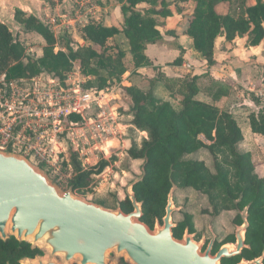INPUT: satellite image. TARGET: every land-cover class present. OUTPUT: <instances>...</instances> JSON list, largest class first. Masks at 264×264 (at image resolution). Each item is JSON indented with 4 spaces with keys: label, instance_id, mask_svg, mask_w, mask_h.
Listing matches in <instances>:
<instances>
[{
    "label": "trees",
    "instance_id": "trees-1",
    "mask_svg": "<svg viewBox=\"0 0 264 264\" xmlns=\"http://www.w3.org/2000/svg\"><path fill=\"white\" fill-rule=\"evenodd\" d=\"M120 2L123 24L106 26L91 21L79 26L77 35L83 45L74 38L72 30H63L58 39L49 24L18 9L15 20L24 26L23 32L39 35L45 46L40 57H33L27 45L0 23V76L6 74L10 79L47 74L61 79L79 68L83 76L93 80L88 87L100 91L120 83L129 71L151 67L146 50L163 40L161 28L165 27L163 20L172 16L170 4L167 0ZM179 2L194 5L185 34L209 66L215 64L218 38L224 37L229 43L247 38L250 47L264 41V0ZM142 4L147 8L140 10ZM182 64L183 57H179L172 65ZM200 79L187 75L183 79L165 80L174 99L180 97L179 109L154 96L155 83L164 81L160 74L151 81L150 88H121L122 95L131 102L133 116L128 132L132 145L127 154L134 161H143L145 170L143 181L133 189L142 203L141 221L151 230L157 221L163 224L168 195L175 185L181 195L201 197L207 203L203 213L210 218L233 212L236 215L232 223L242 225V213L246 212L249 223L246 241L251 248L241 257L252 260L264 252V177L257 174L252 154L238 151L244 136L236 119L217 106L229 92L217 83L202 87ZM254 102L259 104L258 99L254 98ZM249 120L253 133L264 136V108L258 114L252 113ZM140 132L147 137L139 138ZM70 155L73 176L67 183L68 189L85 194L94 176L103 173L110 164L102 161L96 167L84 169L79 157L72 151ZM99 204L105 206V202ZM119 204L126 214L134 210L127 196ZM183 217L173 230L176 239H181L186 229L190 233L195 231V216L183 213ZM233 241V236L226 240ZM43 255L40 248L13 236L6 241L0 239V264H20L23 259ZM241 257L225 260L224 264H236Z\"/></svg>",
    "mask_w": 264,
    "mask_h": 264
},
{
    "label": "water",
    "instance_id": "water-1",
    "mask_svg": "<svg viewBox=\"0 0 264 264\" xmlns=\"http://www.w3.org/2000/svg\"><path fill=\"white\" fill-rule=\"evenodd\" d=\"M11 1H17L20 10L40 16L33 0H0V23L15 37L14 27L24 30V26L10 14ZM144 177L142 167V175L125 189L134 209L126 214L120 204L115 210L108 209L77 197L72 189L63 192L27 158L0 151V239L13 236L47 251V258L23 259L20 264H109L110 253L125 256L132 264H221L246 248V212L242 213L243 224L236 229V247L225 245L215 256L211 255L214 240L202 253L203 243H197L188 230L183 239H176L175 185L168 195L163 224L157 221L151 230L141 221L142 203L133 190ZM263 261L264 252L260 258L239 264Z\"/></svg>",
    "mask_w": 264,
    "mask_h": 264
},
{
    "label": "built area",
    "instance_id": "built-area-1",
    "mask_svg": "<svg viewBox=\"0 0 264 264\" xmlns=\"http://www.w3.org/2000/svg\"><path fill=\"white\" fill-rule=\"evenodd\" d=\"M79 3L74 18L64 23L63 29L95 20V2ZM184 67L192 69L190 64ZM92 81L79 68L61 79L47 74L10 79L1 75L0 151L28 160L31 157L35 166L53 174L59 173L63 165L71 175L70 151L87 169L96 159L95 152L107 157L110 149H119L127 129L120 121L116 105L122 83L99 91L88 87ZM254 93L264 107V83ZM113 140L118 142L117 146L109 145ZM66 179L57 177L56 182L66 183Z\"/></svg>",
    "mask_w": 264,
    "mask_h": 264
},
{
    "label": "crops",
    "instance_id": "crops-1",
    "mask_svg": "<svg viewBox=\"0 0 264 264\" xmlns=\"http://www.w3.org/2000/svg\"><path fill=\"white\" fill-rule=\"evenodd\" d=\"M61 2L60 4L65 5L63 7L64 10H68L71 6H74L77 10L81 4L79 2L76 4V0H63ZM167 2L171 3V0H167ZM96 6L97 10L94 15L96 22H102L106 26H117L109 22L111 13L113 12L115 19L119 21V26L123 24L120 5L116 6L112 3L105 6V4L96 2ZM185 7H189V4ZM170 8L172 16L163 20L165 24L164 28H166V32L174 31L176 34L166 35L163 32V28H161L163 40L155 45H149L146 50V55L153 65L127 72L121 81L122 87L138 86L144 89L150 88L147 84H151V81L160 74L164 81H157L155 83L153 87L154 95L158 97L159 94H162L158 99L171 102L174 105L172 100H177L179 104L180 97H175L174 99L170 90L166 87L165 80L183 79L187 75H191L201 77L200 82L202 84L200 85L202 87L203 85L210 86L214 83L223 86L229 93L217 103V106L221 110L230 112L236 119L244 136V140L238 145V148L242 153L252 154L256 167L261 166L260 172L262 175L257 174L264 177V136L253 133L251 125H249L248 132L245 131L247 129V122L250 123L249 116L252 113L258 114L264 108L260 99L254 93L264 83V77L261 75L264 71V41L259 46L250 47L248 46L247 38H236L231 43L227 42L224 37L218 38L215 44V64L209 66L208 62L193 48L192 39L185 34L188 28L187 20L192 16L194 8L191 10L181 9L180 12H177L174 10L177 9L174 3L170 5ZM45 10H48V7ZM62 17L64 19L68 18L65 13H62ZM72 29L75 32L74 38L83 45L84 42L77 35L78 27H73ZM110 43L113 44L114 41L112 40ZM179 57H183V64L181 66L172 65ZM187 64L192 66L190 71L184 67ZM121 88V96L116 101V105L119 107L120 121L127 128L123 144H120V148H125L122 151L124 153L132 145L128 132L131 128L133 116L128 114L126 109L121 110V101L127 99L122 95ZM247 91L251 94L254 93L253 100L254 98L259 100V104L255 102L258 106L257 110L255 112L250 111L249 114L243 113L245 109L242 108L243 105H249L252 101L251 95L249 98L248 95H245ZM127 101L131 105L129 99ZM143 137L146 138L147 134L140 132L139 138ZM112 144L117 146L118 142L113 140L109 145ZM257 168L256 172H258Z\"/></svg>",
    "mask_w": 264,
    "mask_h": 264
},
{
    "label": "rangeland",
    "instance_id": "rangeland-1",
    "mask_svg": "<svg viewBox=\"0 0 264 264\" xmlns=\"http://www.w3.org/2000/svg\"><path fill=\"white\" fill-rule=\"evenodd\" d=\"M34 4L38 10L39 18L44 22L50 25L52 30L54 31L55 35L58 37H61L62 31L65 30L62 28V26L67 24L68 19L73 18L75 15L76 9L74 6L70 7L68 10H64V6L61 1L63 0H33ZM80 0H76L79 2ZM59 2V3H57ZM93 2L102 3L106 5H111L112 3L116 6H121L120 0H93ZM112 2V3H111ZM175 4L177 9H174L178 12V10H191L194 8L193 4H189V7H185L188 4L180 5L179 0H171V4ZM144 6V7H141ZM48 7V10H45ZM140 10H143L147 8L146 4L140 5ZM18 9H22L20 4L17 1H11L9 3V10L10 14L15 19V13ZM23 10V9H22ZM225 9L222 8L221 12H223ZM25 12L32 14L29 10L24 9ZM62 13H65L68 18L64 19L62 17ZM188 16V15H187ZM186 19V16H185ZM190 19V18H189ZM95 21V20H94ZM188 24H189V20ZM109 22H112V24L119 26V21L115 19L113 12L111 13V17ZM63 29V30H62ZM67 29V28H66ZM67 30H73L71 28ZM163 32L166 33V28L163 26ZM74 36L75 32L73 30ZM14 35L15 38L23 42L27 45L28 52L33 57H39L42 55L43 47L45 46L44 40L37 34H26L23 32L21 28L14 27ZM57 51L59 48L56 49ZM187 74V73H186ZM262 77H264V71L261 73ZM95 82V80H94ZM150 87V84L148 85ZM254 94V93H253ZM253 94L250 92H246V96L248 95V98L251 95V104L249 105H243L242 108L245 109L243 113H250V111L257 110V105L255 104L253 100ZM162 94H159V96ZM156 98H158L156 95H154ZM125 98V97H124ZM174 102V106L179 109L180 105L178 104L177 100H172ZM121 110H127L128 114H131V105H129L127 99L121 101ZM244 118V116H243ZM250 123L247 122V129L245 131L248 132ZM122 148L119 149H110L107 157L104 156L103 153H100L99 151L95 152L96 159L92 162L93 165L88 167H96L99 164H101L102 161H106L108 158V162L110 164L109 169H105L103 173L100 175L94 176V180L91 183V186L85 191V194L81 193H74L77 197H80L84 199L85 201L96 203L100 205V202H105V206L108 209H117L119 203L126 198V192L125 189L128 186L129 183L134 181L137 177L142 175V167H143V161H134L129 158L127 152H122ZM238 151L240 149L238 148ZM242 153V152H241ZM106 158V159H104ZM69 161L71 160V155H68ZM30 160L32 158L30 157ZM33 162V161H32ZM35 165V164H34ZM260 167L258 166V174L262 175L260 172ZM87 168V169H88ZM42 169V168H41ZM49 178L58 186V188L65 192L68 189L67 181L73 176V173L71 172V175L68 174V169L62 165V168L59 173L53 174L50 172H47V170H44ZM63 178L66 179V183H58L56 182V178ZM178 191V188L175 191L174 194V202L175 207L178 209L177 212L173 216V220L175 223L180 222L183 220V213H190L194 217V222H197V225H199V229L203 230V232H207V235L210 236L211 232H209L208 227L211 226V224L216 225L217 227L214 228L217 232L220 230L221 235H225L227 232H232V220L235 217V213L233 212H224L222 213V216L219 218H209V215L204 214L203 211L205 210V207L207 206V203L197 195H188L183 194ZM221 228H224V231L221 230ZM200 235H198V238ZM223 237V236H222ZM48 254L47 251L44 252L43 258H47ZM124 260V263L127 262L130 263L125 256H117L115 253L109 254V264H118L120 261ZM77 264V263H76Z\"/></svg>",
    "mask_w": 264,
    "mask_h": 264
},
{
    "label": "flooded vegetation",
    "instance_id": "flooded-vegetation-1",
    "mask_svg": "<svg viewBox=\"0 0 264 264\" xmlns=\"http://www.w3.org/2000/svg\"><path fill=\"white\" fill-rule=\"evenodd\" d=\"M174 216V215H173ZM178 223L177 222V226H178ZM232 232H227L225 235H221V231L219 230L218 232L214 229L216 228L217 226L216 225H213L211 224V226L208 227L209 229V232H211L210 236L207 235V232H203V230L199 229V225H197V222H195V231L193 233H190L189 231V234L190 235H193L194 237V240L197 242V243H203L202 244V247H201V252L202 253H205L206 250L209 248L210 244L212 243V240H214V243H213V246H212V250H211V255L212 256H215L218 251L225 245H232L234 248L236 247V229L237 227L241 226V225H237L236 223H232ZM188 229H186L183 233V236L181 239H183L184 235H185V232L187 231ZM222 231H224V228L222 229ZM198 235H200V237L198 238ZM223 236V237H222ZM233 236L234 237V241L233 242H226L227 238ZM179 239V240H181ZM245 245H246V248L242 250V253L239 255V256H235V257H241L243 255V252L245 250H249L251 248V246L247 243V241H245ZM262 256V255H261ZM261 256L259 257H256L252 260H248L244 257H241L240 261L236 264H239L242 260H246V261H253L257 258H260ZM235 257H232V258H235ZM230 258V259H232ZM230 259H223L221 261V264H224V261L225 260H230ZM264 263V261H263ZM118 264H128L127 262L124 263V260L120 261Z\"/></svg>",
    "mask_w": 264,
    "mask_h": 264
}]
</instances>
